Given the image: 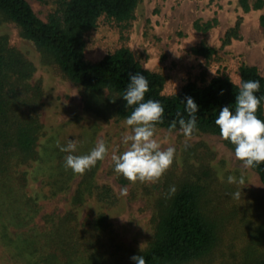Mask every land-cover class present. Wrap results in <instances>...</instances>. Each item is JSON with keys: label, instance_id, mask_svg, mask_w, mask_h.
<instances>
[{"label": "rangeland", "instance_id": "374dc122", "mask_svg": "<svg viewBox=\"0 0 264 264\" xmlns=\"http://www.w3.org/2000/svg\"><path fill=\"white\" fill-rule=\"evenodd\" d=\"M28 1L46 21L63 16L64 0ZM259 1L261 7L256 6ZM247 2L249 10L242 0H140L128 24L102 19L88 33L86 58L96 61L110 51L127 46L146 68L166 77L167 94L177 92L191 80L202 82L203 78L210 80L218 75L239 82L240 66L244 62L256 65L264 75V0ZM207 22L212 26L205 31L200 26ZM238 22V36L225 43L227 32ZM1 35H6L9 45L22 52L35 67L27 82L32 86L39 84L41 96L26 109L36 112L42 124L36 146L39 156L46 157L47 148V153L52 155L58 132L76 115L94 122L93 139L91 125L85 128L78 125L75 133L67 134L71 137L60 141L66 139L68 143L85 132L87 142L93 141L92 148L100 141L106 144L108 150L99 159L95 178L98 184L112 187L115 200L102 202L89 196L76 208L77 222L81 227H89L99 213H105L112 223L105 238L107 242L114 240L120 248L119 264H132L130 257L149 246L155 234L158 199L169 192L171 185L178 187L184 181H196L204 186L203 209L216 222L218 231L213 251L188 264H241L249 258L250 249L264 253V184L253 167H245L235 157L234 148L226 139L198 128L191 137H185L180 127L156 125L155 138L162 148L175 147L174 159L155 181H130L114 171L112 160L114 154L127 147L122 135L128 126L118 114L117 94L108 88L90 90L65 77L53 64L44 61L37 45L21 34L15 22L0 14ZM202 44L215 47L217 53L211 58L196 53L195 48ZM40 160L19 167L27 171L29 195L39 196L40 210L31 222L37 228L45 225L48 215L60 217L73 208L72 195L79 179L75 178L65 192L55 197H41L44 176L39 172ZM229 175L237 181L242 177L243 183H230ZM124 188L126 194L121 193ZM238 190L242 196L235 199L231 194ZM0 264L12 263L0 258Z\"/></svg>", "mask_w": 264, "mask_h": 264}, {"label": "trees", "instance_id": "16d2710c", "mask_svg": "<svg viewBox=\"0 0 264 264\" xmlns=\"http://www.w3.org/2000/svg\"><path fill=\"white\" fill-rule=\"evenodd\" d=\"M44 1V0H42ZM140 0H64L61 19L44 20L37 15L28 0H0V14L15 22L21 34L32 40L41 51L44 61L65 77L90 90L108 88L119 99L118 114L125 118L133 106L126 105L122 97L129 74L143 73L149 83L144 99L159 100L164 107L163 118L158 126L178 128L177 112H185L181 101L191 96L199 105L197 128L219 134L215 124L219 108L235 102L238 82L228 76L218 75L210 80H191L173 94L164 92L166 77L146 68L132 49L122 46L108 52L99 60L86 58L88 33L105 19L111 23L126 25L133 18ZM246 10L247 0H242ZM257 7L262 6L259 1ZM238 24L226 34L225 43L238 36ZM211 22L200 26L208 30ZM195 52L213 57L217 49L202 44ZM35 70L33 63L13 46L6 35L0 36V258L12 264H119L120 248L114 240L106 241V234L112 223L105 213H99L89 227L77 222L76 208L89 196L102 202L115 200L110 185L98 184L96 172L98 162L83 173L65 168L61 150L77 126L96 127L84 117L76 115L63 124L57 136V146L52 155L39 156L36 149L41 122L36 112L27 107L40 99L39 84L27 82ZM204 77V74H203ZM260 81L258 96H264V75L256 65L242 63L240 81ZM233 81V83H232ZM224 89L223 94L220 90ZM234 107V104H233ZM257 116L264 120V99L257 108ZM176 120V126L172 122ZM77 138V139H76ZM75 155L87 154L92 149V140L87 142L86 133L75 137ZM230 146L234 145L226 140ZM69 142V140H68ZM66 143V144H65ZM45 153V152H44ZM43 184L40 196L52 198L65 192L75 178H79L72 195L73 208L67 214L47 216L48 221L41 228L31 225L40 210L39 196H31L26 190L27 171L20 170L22 164L39 160ZM43 163V164H42ZM49 166V168H48ZM264 184V162L253 167ZM204 186L196 181H184L174 194L169 192L156 204L157 223L154 238L149 246L137 253L145 257L146 264H188L211 253L218 242L216 222L203 209ZM76 221V224H74ZM116 244V245H115ZM254 247V246H253ZM252 247V248H253ZM249 258L241 264H264V253L250 249ZM132 264H135L133 261Z\"/></svg>", "mask_w": 264, "mask_h": 264}, {"label": "clouds", "instance_id": "9594fccd", "mask_svg": "<svg viewBox=\"0 0 264 264\" xmlns=\"http://www.w3.org/2000/svg\"><path fill=\"white\" fill-rule=\"evenodd\" d=\"M128 80L122 97L126 105L135 107L124 120L128 126L122 135L126 150L112 156L114 171L130 181H155L171 165L176 149L173 146L162 148L155 138L156 125L163 118L164 107L159 100L144 99L149 87L147 77L141 72H136L130 73ZM259 88V80L239 81L235 102L221 106L215 118L221 137L234 145V155L245 167H255L264 162V120L256 114L261 100L264 99V96L256 95ZM223 92L224 89H221L220 93ZM181 101L185 104L187 116L177 112L178 124L185 137H191L197 129L199 105L191 96ZM176 123L174 120L171 126L175 127ZM75 149V140L69 139L66 145L61 146V150L68 153L64 157L65 168H70L76 173H83L95 165L99 159L104 158L108 150L103 141L98 142L87 154L75 155ZM227 179L230 183H243L242 177L237 181L235 176L229 175ZM175 191V185H171L169 194L172 195ZM126 192V188L121 189L122 194ZM231 195L240 199L242 192L238 190ZM130 259L135 264H146L142 254H134Z\"/></svg>", "mask_w": 264, "mask_h": 264}]
</instances>
